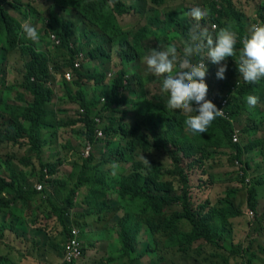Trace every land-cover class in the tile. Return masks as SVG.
Listing matches in <instances>:
<instances>
[{
    "label": "trees",
    "instance_id": "16d2710c",
    "mask_svg": "<svg viewBox=\"0 0 264 264\" xmlns=\"http://www.w3.org/2000/svg\"><path fill=\"white\" fill-rule=\"evenodd\" d=\"M8 1L11 0H0V61L7 60L4 53L18 50L26 62L21 79L14 82L20 88L16 102L2 98L1 91L0 118L3 128L0 129V145L29 148V152L40 161L41 170L38 172L32 165L30 155H0V213L15 206L21 200L20 195L31 193L32 214L40 205H45L57 215L65 242L57 245V248L64 253L72 236L68 211L82 207L79 191L86 187L82 201L89 210L86 216H83L85 212L74 214L76 225L79 222L84 226L82 239L87 226L94 227L95 217L105 228L95 229L94 233L114 237L110 244L114 249L112 254L100 258L96 264H133L143 256V259L149 258L154 264H166L174 258L188 255L201 245L227 249L228 256H239L245 259L244 264H264L263 258L249 253V247L229 243V220L241 215L235 203L237 189L228 187L222 196L224 200L216 207H208V201L194 205L187 170L183 167V160H187L188 168L198 166L204 173L212 172L216 157L230 149L232 165L238 163L237 170L243 173L237 179L247 187V207L255 214L258 191L250 182L245 183L249 169L243 156L248 151L238 141L232 142V134L234 124L239 122L237 120L241 115L244 120L243 133L250 134V142H255L252 148L261 141L252 136L264 129L263 109L257 103L252 113L244 115L243 111L248 95L260 98V94L264 93V78L228 93L226 110L230 120L217 117L206 133H192L185 124L187 114L169 109V97L167 95L166 101L164 93L159 98L164 105L157 106L156 98L148 97L145 90L149 79L130 70L133 66L139 67L145 56L144 43L151 37L163 39L165 45H169L173 38L187 43L190 31L198 30L193 19L186 16L190 8L172 9L162 16L163 7L177 5L181 0H144L145 11H152L154 15L147 18L145 25L135 29H126L118 21L130 12L137 13V9H131L133 6H127L125 0H51L50 4L44 0V13L30 9L27 15L21 13L27 20H32V15L45 16L48 13L42 20L43 28H36L39 40H31V45L24 37L23 22L10 13V9L19 11V6L25 7L23 3L27 0H14L16 6L5 9ZM232 1L204 0V4L210 9V20L218 30L228 27L236 32L238 56L243 47L242 39L250 33L243 23L245 16ZM65 15L73 16L81 23V34H77L76 24ZM256 15L264 24V0L258 5ZM32 23L41 21L34 18ZM205 24V20H202L201 26ZM53 36L59 41L56 46L38 50L41 43ZM91 36L92 39H89ZM79 54H83L84 58L77 68L75 63ZM115 58L119 60L121 69H113L118 73L110 79L106 71ZM88 60L90 63L86 65ZM200 61L197 58L193 63ZM64 67L76 75L74 85L77 90L68 97L71 103L75 102L80 108L77 119L65 121L58 119L51 109L55 97L51 87L54 78L51 69L57 74ZM1 72L0 67V75ZM210 72L214 73V69ZM209 75L207 70L205 82L208 88L218 92L224 84L223 79L217 76L208 78ZM89 82L94 85V91L100 93L92 100L88 99L90 92L85 86L86 83L91 84ZM159 83L162 86V77ZM62 85L65 89L70 87L66 80L62 81ZM213 85L214 89L211 88ZM58 101L61 103L60 99ZM51 118L54 120L51 121ZM78 124L83 125L78 134L82 136L85 146L91 144L94 147L106 139L109 154L97 156L91 153L88 158H82L81 164L73 165V172L78 173L76 177L72 173L69 181L56 179L55 183L49 184L50 179H46L44 170L48 175H53L56 168H60V162L43 161L44 147L50 140L43 138L42 133L45 129L59 130L64 125ZM100 130L105 139L98 136ZM152 149L162 150L169 164L146 157L151 165L145 164L141 155L149 154ZM107 165H112L110 172L115 170L116 173L109 176V171L105 169ZM21 167H26V170ZM31 176L37 180V185L44 186L43 193L38 192L36 187L24 189V182ZM50 188L55 190L54 194L49 192ZM6 193L15 195L6 200L3 197ZM39 196L47 198L40 205L36 202ZM49 211L48 216H51L52 211ZM21 228L15 223L8 225L0 222V251L4 247L16 248L19 256L24 255L22 243L28 242V230L25 228L20 232ZM140 231L148 234V240L143 253L137 257ZM49 237L50 241L56 239V236ZM47 251L44 249L42 257L47 255ZM218 253L222 255L224 264H228L222 250ZM16 260L0 255V264H17ZM62 260V264L78 263Z\"/></svg>",
    "mask_w": 264,
    "mask_h": 264
},
{
    "label": "rangeland",
    "instance_id": "374dc122",
    "mask_svg": "<svg viewBox=\"0 0 264 264\" xmlns=\"http://www.w3.org/2000/svg\"><path fill=\"white\" fill-rule=\"evenodd\" d=\"M29 1V3H27ZM47 4H50L51 0H46ZM127 6H133L131 9L136 8L137 13L130 12L129 14L121 17L118 19L121 26H123L126 29L130 28H138L140 26H143L147 22V18L152 17L154 13L152 11L146 12L145 7L146 3L144 0H125ZM262 0H233L232 3L235 5L236 9L239 10L241 14H243L245 17L243 18V23L247 25V29L249 30V33L251 31V28L253 25H261V22L259 20V17L256 15V12L258 10V5L261 3ZM179 4L172 5L168 7H163L161 12L163 13L162 16L165 14V12L169 10H174L178 8H192V7H200L202 9L208 10V15L203 18L205 20L206 24L204 26H201V22H197L195 20L194 24L197 27V24H199L200 28H206L208 31V34L215 39L216 34L218 33L217 26L212 23L210 20V9L204 4V0H181L178 1ZM26 8L18 7L19 11L15 12L12 11L13 14L20 19L22 22L23 16L21 13H24L25 15L28 14L27 10L30 9L33 12H41L44 13L43 4L44 0H27L25 3ZM31 5V6H29ZM33 5L35 7H33ZM145 11V12H144ZM189 13V12H188ZM188 13L186 14L187 17H189ZM48 16V13H46L45 16H38V15H32V20L34 18H37V20H40L41 23H32V20L29 22H25V24H30L34 26L35 28L41 30L43 28L42 20ZM66 18L71 19L76 24V30L77 34H81V23L73 16L65 15ZM47 20V19H46ZM226 20V19H224ZM198 29V28H197ZM193 31V30H192ZM25 39L27 42L31 45L32 41L26 37L24 34ZM89 39H92V36L89 37ZM47 43V44H45ZM45 43H41V46L38 48V50L44 51L46 47L53 48L56 46L55 41L51 38H47ZM169 45H174L178 52H177V62L181 61L184 58V47L186 45V42L180 38H173L171 39V42H169ZM168 45H165L163 39H156L154 37H151L149 40H147L144 43V54L145 56L150 55L153 49L159 50L162 48H166ZM207 54V49L205 48L204 51L199 55H193L191 57L192 63L198 58L202 60L204 58V55ZM7 60L0 61V67L2 68L1 75H0V95L2 91V98H6L7 100L15 103L17 99V93L19 92L20 88L16 86V83L14 82L17 79H21L23 70H24V64L26 60L23 58L21 53L16 50L13 53H4ZM114 55V54H113ZM112 55V56H113ZM144 56V57H145ZM144 57L141 60L139 67H132L130 70L137 71L141 76L147 77L150 82L146 83V92L147 96L151 98H156L157 106H163L164 103L162 100H160V96L163 94L161 92V84L159 83L161 77L155 76L153 73H151L144 61ZM88 59V58H87ZM144 62V63H143ZM66 63V62H65ZM90 61L88 60L86 62V65H88ZM238 56L237 52L236 55L227 58L225 61L221 62V65L226 64L227 69L224 74L223 79V85L222 87L217 90L218 93L222 96L228 95L229 92H234L239 90L246 82L243 80V77L238 72ZM206 68L209 72V77H215L216 72L218 70V67L220 65L213 64L210 60H205ZM106 66H104L105 68ZM52 68L54 69V64L52 65ZM51 69L52 75L54 76L52 80L51 87L54 90L55 97L54 101L51 104V109L56 112L58 115V119L61 120H70V119H77L79 116L80 108L79 105L74 103H71V99L68 97L69 95H74L75 91L77 90L76 85H74V81L77 80L76 75L72 71H68L69 69H62L60 73H55L54 70ZM113 69H118V71L121 69V64L118 59H112L111 63L109 64L106 74L107 77L110 79H113L114 76L118 73V71H115ZM214 69V73H211L210 71ZM71 72V78L66 79L65 75L66 73ZM111 74V76H109ZM19 79V80H20ZM18 80V81H19ZM66 80L70 87L64 88L62 85V81ZM229 80V81H228ZM132 81V79H131ZM91 83V82H89ZM133 83H135V80L133 79ZM86 87H88L89 90V96L88 99L92 100L95 96L98 97L100 95L99 92L94 91V85L91 84H85ZM212 89H214V85L211 86ZM108 91V89H107ZM232 95V94H231ZM164 96L166 98V101L168 99L167 94L164 93ZM228 97V96H227ZM58 99H60L61 103H59ZM258 104L261 106V108L264 111V93L260 94L259 102ZM195 107V104L193 105ZM125 108V107H122ZM253 112V108H250L247 104H245V110L243 111V114L246 115L248 113ZM264 116V113H263ZM243 117L240 115L238 117L239 122L234 124V130L238 131V143L239 145L245 147L248 151L243 156L244 161H246L248 165V171L246 172V178L251 183V186L255 187L258 191L257 194V205L255 209V214L253 213V216H249V212L251 211L247 207V200H246V189L247 187L243 186L242 182H240L237 177L240 176V172L237 170L239 168V164L235 162V165L233 166V160L230 158V149L226 150L224 153L218 155L216 157V163L213 165L212 172H206L204 173L203 169L201 167H193L188 168V161L183 160V167L185 170H187L188 174V180L190 182L191 192H192V201L193 204L196 205L198 203L203 204L205 201H208L209 206L208 207H216L219 205L221 201L224 200L222 197L225 193V190L228 187L236 188L238 191V194L235 199V203L237 205V208L241 210V215L237 218L229 220L230 222V229L228 232L229 235V243H232L234 246L241 245L243 248L249 247V253L256 254L259 258L264 259V129L258 134L252 136V138H258L261 139L260 142H258L255 146V148H252V144H255V142L252 140V143L250 142V137L248 133H243V124L244 120ZM257 118H259L257 116ZM2 118H0V129L2 127L1 123ZM51 121L54 119L51 118ZM264 120V119H263ZM264 126V125H263ZM81 129H83V125L78 124L77 126L72 125H64L61 129H51L47 131L45 129L42 133V137L46 138L47 140H50V142L46 143V146L44 147V162H50L55 163L57 161L60 162L59 167L56 168V173L53 175H48L47 170H44V173L46 174V179L49 180V184H53L56 182V179L58 180H67L69 181L70 176L73 174L78 175L77 172H72V168H74V164H81L82 158L86 157L84 154V149L86 143L82 141V136L78 133H81ZM78 131V132H77ZM105 139V138H104ZM106 141V139H105ZM105 141L96 143L93 147L92 153L96 154L97 156L101 154H109V151H107V147L105 144ZM50 150L51 153L48 151ZM256 152V153H255ZM1 154H19L20 156L24 155H30L32 156V165H34L38 172H40V161L37 159L36 156L32 155L29 152V148H20L15 146H9L6 144L0 145V155ZM161 150L152 149L149 154H142L141 157L144 155V157L153 159L156 161H159L161 163H168V158L166 157V154ZM224 154V155H223ZM83 155V156H82ZM50 156V158H49ZM53 157V158H51ZM56 157V158H55ZM98 161L100 158L97 159ZM15 164H18L17 160L14 159ZM164 166V165H163ZM168 167V166H167ZM23 170H26V167H21ZM112 168V165H107L105 169L109 171V176L116 173L115 170L113 172H110ZM32 170V168L29 170V172ZM236 173H235V171ZM66 182V181H65ZM248 182V183H249ZM24 189L26 188H34L36 187V190L40 193H43L44 186L42 184L37 185V180L28 178V181L24 182ZM41 186L42 189L39 190L38 187ZM49 192L54 194L55 190L52 188L49 189ZM15 194H4L3 197L8 200L12 198ZM19 198L21 199L16 203L15 206H10L11 209H7L6 211H2L0 213V222L2 224L8 223H15L22 228L19 229L20 232L22 229L25 228L28 230L26 234L28 235V242H23V252L24 255L20 256L18 255V252L15 250L16 248H8L4 247L0 251V255H6L10 256L11 258L17 259V264H62V259L65 258V252L62 251L59 252L57 245L63 242L64 236L62 235L61 228L59 221L57 220V215H54L53 209H48L45 205V208L41 204V201L47 199L42 196L38 197V204L40 205L32 214V195L24 194L23 196L20 195ZM52 211V215L48 216V213ZM88 208H75L68 211V214H70L71 218V227H77L79 229L80 235L79 239L82 245L83 255L78 260V263L76 264H96L97 261L102 257H109L112 254V251L114 249L111 248L110 244L114 240V237L111 238L110 236L106 235L105 233H91L95 229H99L101 227V223L99 225H96L94 227H89L85 229V234L82 239V231L84 226L77 222H74V214H81L82 212H85L83 216H86V212H88ZM98 213V211L96 212ZM140 230H144L143 228H140ZM56 236V239L53 241H50L49 236ZM115 235V234H114ZM106 240L105 247L100 248V251L102 252L99 255L94 254L93 251L88 248H90V245L101 243L103 240ZM138 252L137 257L140 256L147 244L148 240V234L144 231H140L138 235ZM69 242V241H68ZM67 243V242H66ZM68 244V243H67ZM65 245V244H64ZM67 246V245H66ZM228 247V245H226ZM47 251V255L42 257L43 251ZM190 249V248H189ZM188 249V250H189ZM187 250V251H188ZM222 250V254H224L225 261L228 262V264H244L245 259H242L239 256L231 257L228 256L229 251L223 250V249H216L210 245H201L198 249L196 248L192 252H190L188 255L183 257L174 258L172 261H168L166 264H224L223 259L221 258L222 255H219L218 251ZM9 253V255H8ZM104 253V255H103ZM32 256V257H30ZM227 258H226V257ZM145 257V256H143ZM143 257L139 260L133 262V264H154V261L149 260V258ZM29 258V259H27ZM143 259V260H142ZM13 260V259H12ZM142 260V261H141Z\"/></svg>",
    "mask_w": 264,
    "mask_h": 264
},
{
    "label": "clouds",
    "instance_id": "9594fccd",
    "mask_svg": "<svg viewBox=\"0 0 264 264\" xmlns=\"http://www.w3.org/2000/svg\"><path fill=\"white\" fill-rule=\"evenodd\" d=\"M12 5L16 6V2L8 1L5 9ZM12 11L18 12L10 9L13 16L15 15ZM188 15L200 22L208 15V10L198 6L192 7ZM22 19L25 20L22 28L26 37L33 42L38 41L37 29L30 24H25L30 20L24 17ZM197 28L198 30L189 33V41L184 47V58L181 61L177 62V48L174 45H168L159 50L153 49L150 55L144 57V61L151 73L162 77L161 92L169 97L168 108L187 114L186 126L192 133L203 134L217 117L224 115L223 110L218 109L211 100L206 99L208 85L205 82L207 72L205 60L220 65L216 76L224 79L227 65H221V62L236 55L237 34L230 28L224 27L213 39L206 28H199V24ZM242 45L243 47L239 50L238 64L236 63L238 72L246 83L255 84L264 78V24L253 25L250 34L242 39ZM205 48L207 49L206 58H202L198 63H192L191 57L201 54ZM258 102L259 97L256 95L250 94L246 97V103L250 108H255ZM194 104L195 107H193ZM141 159L145 164L151 165L144 155Z\"/></svg>",
    "mask_w": 264,
    "mask_h": 264
},
{
    "label": "built area",
    "instance_id": "2783aa9c",
    "mask_svg": "<svg viewBox=\"0 0 264 264\" xmlns=\"http://www.w3.org/2000/svg\"><path fill=\"white\" fill-rule=\"evenodd\" d=\"M52 39L55 41V43H57V44L59 43V41L54 36L52 37ZM83 58H84L83 54H79L76 57L75 66L77 68L80 67V62L83 60ZM71 76H72L71 72H69V73H66L65 78L70 79ZM109 76H111V74H109ZM206 99L211 100L217 106L218 109L223 110L224 115L222 117L224 119L230 120L228 111L226 110L227 106H228L226 94L221 96L218 92H215L213 90L211 91V89L208 88V94H207ZM98 136L101 139H104V135H103L101 130L99 131ZM237 141H238V131L233 130L232 142L236 143ZM92 150H93V145H91V144H88L85 147V149H84V154L86 155L85 158H88L90 156V154L92 153ZM240 174L243 175L242 172H240ZM248 182H249V180L246 178L245 183H248ZM38 189L41 190L42 187L39 186ZM248 214L250 217L253 216L252 211H250ZM69 216H70V214H69ZM71 230H72V232H71L72 236L70 237L69 242L66 246L65 258H64V260H67L68 262L78 261L83 255L82 245H81V242L79 239V235H80L79 229L77 227H71Z\"/></svg>",
    "mask_w": 264,
    "mask_h": 264
},
{
    "label": "crops",
    "instance_id": "0c3cea01",
    "mask_svg": "<svg viewBox=\"0 0 264 264\" xmlns=\"http://www.w3.org/2000/svg\"><path fill=\"white\" fill-rule=\"evenodd\" d=\"M12 1V0H11ZM165 8V7H164ZM48 45V44H47ZM254 141V140H253ZM252 145H254V144H252ZM50 153H51V151L50 150H48ZM256 153V152H255ZM49 158H50V156H49ZM51 158H53V157H51ZM56 158V157H55ZM72 172H73V168H72ZM74 184V183H73ZM86 194V187L85 188H82L80 191H79V199H81L80 200V203L82 204V207L83 208H87L86 207V205L85 204H83V201H82V198L84 197V195ZM37 199H38V197H37ZM97 219H98V221H97ZM99 223H101V221H99V218H94V220H93V225L95 226V224L96 225H99ZM102 228V227H101ZM105 228V227H104ZM104 228H102V229H104ZM93 232H94V230H93ZM105 242H107V241H102L101 243L99 242V243H97V244H93V245H90L91 247L90 248H88V250H92L93 251V253L94 254H97V255H99V253L101 254L102 252L100 251V248H103V247H105Z\"/></svg>",
    "mask_w": 264,
    "mask_h": 264
}]
</instances>
